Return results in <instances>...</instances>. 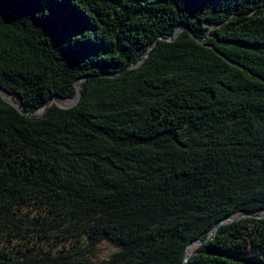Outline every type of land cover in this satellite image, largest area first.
<instances>
[{"label": "trees", "instance_id": "obj_1", "mask_svg": "<svg viewBox=\"0 0 264 264\" xmlns=\"http://www.w3.org/2000/svg\"><path fill=\"white\" fill-rule=\"evenodd\" d=\"M77 81L0 91V264H264V0H0V88Z\"/></svg>", "mask_w": 264, "mask_h": 264}, {"label": "water", "instance_id": "obj_2", "mask_svg": "<svg viewBox=\"0 0 264 264\" xmlns=\"http://www.w3.org/2000/svg\"><path fill=\"white\" fill-rule=\"evenodd\" d=\"M179 28H180V26L177 28L176 31H178ZM147 55H148V54H146L145 56H147ZM76 86H77V88H78V93H77L74 97H72V98H66V99H62V98H60V97H54L52 100H50V101L45 105L43 112H34V113H31V112L27 111V110L24 108V106H23V104H22V101H21V100H20V101H17V100L13 97V95H12L10 92H8V91H6V90H3L2 88H0V91L3 92V94H4L5 96H6V95L8 96L10 102H11L12 104H14V105H15V106H16V107H17V108H18L23 114H25V115H27V116H30V117H37V116H39L40 114L44 113V111H46V109L48 108V106L50 105V103H51L52 101H56L58 104H60V105H62V106H65V105H63L59 99H62V100H74L75 102H77V101L79 100V98H80V95H81L82 82H81V81H77V82H76ZM241 216H242V215H239V216H236V217H232V218H226V219L222 220L221 222H219V223L216 224L214 230H215V229H216L221 223L228 222V221H233V220H235V219L240 218ZM199 242H200V241H199ZM187 256H188V253H187Z\"/></svg>", "mask_w": 264, "mask_h": 264}, {"label": "rangeland", "instance_id": "obj_3", "mask_svg": "<svg viewBox=\"0 0 264 264\" xmlns=\"http://www.w3.org/2000/svg\"><path fill=\"white\" fill-rule=\"evenodd\" d=\"M59 100L65 106H70V105L75 103L74 100H62V99H59ZM112 248H113L112 246H109L107 244H102L101 245V252H102L103 255H106L112 250Z\"/></svg>", "mask_w": 264, "mask_h": 264}]
</instances>
